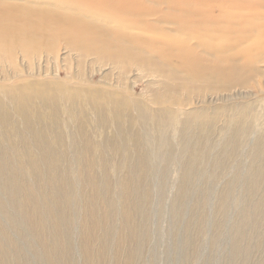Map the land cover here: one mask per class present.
<instances>
[{
  "label": "rangeland",
  "instance_id": "rangeland-1",
  "mask_svg": "<svg viewBox=\"0 0 264 264\" xmlns=\"http://www.w3.org/2000/svg\"><path fill=\"white\" fill-rule=\"evenodd\" d=\"M73 1L82 5L83 0ZM43 2L73 8L71 0ZM134 3L150 12L149 16L176 14L165 5L144 0ZM234 4L219 5L229 7L234 16H245L242 25L234 24L251 32L239 49L249 48L256 61L263 63L256 67L264 71V0ZM216 8L213 0L201 5L211 16H224ZM66 53L37 61L38 76L79 80L74 60L66 58ZM239 54L236 63L248 66L247 58ZM82 70L95 85L106 82L98 67L90 71L83 64ZM263 74L248 69L246 75L254 82L246 88L194 92L188 100L181 94L180 103H174L178 98L168 92L174 121L162 128V138L135 128L129 132L131 143L88 146L77 139L83 135L89 140L93 134L89 125L66 128L67 118L55 117L61 121L60 144L28 145L25 160L15 154L22 161L47 156L60 163L61 175L69 180L59 181L55 198L49 195L56 191L53 182L40 173L36 177L40 186L29 172H20L9 163L14 160L10 154L19 148L11 150L4 144L0 264H264ZM130 88L141 100L165 96L157 81L140 72L131 73ZM202 114V128L189 122ZM105 118L110 134L119 132L111 117ZM29 134L15 132L16 143H32L27 140ZM146 152L149 160L142 174H137L136 162ZM86 159L97 161L92 167L96 173L81 171ZM125 182L132 187L127 198L122 190Z\"/></svg>",
  "mask_w": 264,
  "mask_h": 264
},
{
  "label": "bare ground",
  "instance_id": "bare-ground-1",
  "mask_svg": "<svg viewBox=\"0 0 264 264\" xmlns=\"http://www.w3.org/2000/svg\"><path fill=\"white\" fill-rule=\"evenodd\" d=\"M43 1L0 0V149L4 144L11 150L19 148L10 154L14 160L9 163L22 173L29 172L40 186L36 177L42 173L54 184L56 191L49 194L52 198L59 195V181L69 180L61 175L60 163L47 156L38 161L22 160L26 159L28 145L62 142L58 128L61 121L55 117L67 118L66 128L70 124L89 125L93 130L89 140L83 135L77 139L88 146L99 143V148H106L113 143H131L129 132L135 128H142L149 135L156 132L162 138V128L174 121L172 106L166 100L168 92L178 98L174 103H180L181 94H186L188 100L194 92L246 88L254 82L253 77L246 75L248 69L264 72L256 67L263 63L256 61L249 48L239 49L251 32L234 24L242 25L247 20L245 16H234L229 7L219 5L227 2L235 6L237 0H213L224 16L203 11L204 0H144L176 12L165 13L166 16H149L150 12L134 0H83L82 5L71 0V9ZM89 7L101 11L94 12ZM61 51L74 60L79 80L50 78L43 73L40 78L37 61L48 60L52 54L60 56ZM239 53L247 58L248 66L236 63ZM83 64L90 71L98 67L106 82L95 85L88 73L81 71ZM133 72L157 81L165 96L153 97L149 102L135 98L130 91ZM105 117H111L119 132L110 134ZM200 120L203 114L189 122H196L197 128L199 123L202 128ZM23 131L32 135L27 139L32 143L20 146L15 132ZM147 152L136 162L137 174H142L149 160ZM2 153L3 149L0 156ZM94 157L98 160L99 155ZM96 160L83 161L81 171L96 173L92 168ZM122 190L125 198L132 194L129 183L125 182Z\"/></svg>",
  "mask_w": 264,
  "mask_h": 264
}]
</instances>
